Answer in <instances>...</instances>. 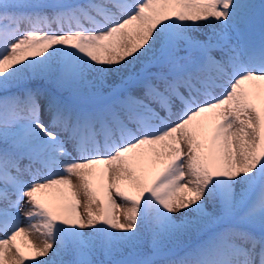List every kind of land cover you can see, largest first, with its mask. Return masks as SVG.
<instances>
[{"label": "snow or ice", "instance_id": "6c2138e0", "mask_svg": "<svg viewBox=\"0 0 264 264\" xmlns=\"http://www.w3.org/2000/svg\"><path fill=\"white\" fill-rule=\"evenodd\" d=\"M26 261L264 264V0H0V264Z\"/></svg>", "mask_w": 264, "mask_h": 264}, {"label": "rangeland", "instance_id": "374dc122", "mask_svg": "<svg viewBox=\"0 0 264 264\" xmlns=\"http://www.w3.org/2000/svg\"><path fill=\"white\" fill-rule=\"evenodd\" d=\"M80 200H81V205L79 208V211L83 214L84 213V196L83 193L80 194ZM118 204L121 203V201L119 200V198H117L116 201ZM21 207H23V205H21ZM93 210L95 211V206L93 208ZM117 215H119L121 217V220L123 219V215H122V210L121 209H117L116 210ZM23 219V217H21ZM24 226V225H22ZM27 240H31L33 244H36L37 246H40L41 244V239L38 237V235L33 234V233H29ZM17 244L20 245L22 251H24L25 253H27L28 249L26 246V240L23 237H18L17 238ZM26 264H28V262L26 261Z\"/></svg>", "mask_w": 264, "mask_h": 264}]
</instances>
